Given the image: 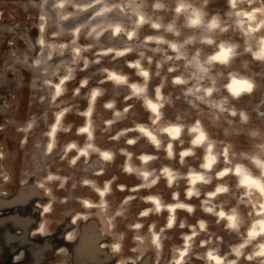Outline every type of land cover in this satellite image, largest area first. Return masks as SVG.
<instances>
[{
    "label": "clouds",
    "instance_id": "1",
    "mask_svg": "<svg viewBox=\"0 0 264 264\" xmlns=\"http://www.w3.org/2000/svg\"><path fill=\"white\" fill-rule=\"evenodd\" d=\"M0 91V197L35 188L34 234L264 264V0H0Z\"/></svg>",
    "mask_w": 264,
    "mask_h": 264
},
{
    "label": "rangeland",
    "instance_id": "2",
    "mask_svg": "<svg viewBox=\"0 0 264 264\" xmlns=\"http://www.w3.org/2000/svg\"><path fill=\"white\" fill-rule=\"evenodd\" d=\"M23 17L20 11L18 18ZM0 95H7V92L0 91ZM27 95L25 88L20 100L21 118L27 112ZM8 143L14 149L17 147L15 140L9 139ZM21 156L22 153L12 161L17 170L21 166ZM10 187L9 195L0 197V264H60L65 259L67 264H115L104 251L102 240L105 238L99 235L95 220L82 222L81 235L75 241L64 237L67 220L65 224L53 225L54 231L48 236L34 234L41 218L37 210L40 194L33 186L19 182ZM61 247L67 250L66 254L59 251ZM21 253L23 259L17 260ZM145 264H150V258Z\"/></svg>",
    "mask_w": 264,
    "mask_h": 264
}]
</instances>
